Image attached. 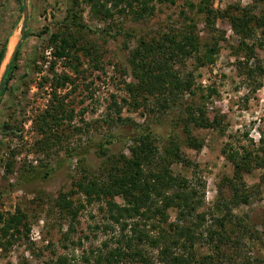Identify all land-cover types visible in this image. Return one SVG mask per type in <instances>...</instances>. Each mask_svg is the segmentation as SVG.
Segmentation results:
<instances>
[{
    "label": "rangeland",
    "instance_id": "obj_1",
    "mask_svg": "<svg viewBox=\"0 0 264 264\" xmlns=\"http://www.w3.org/2000/svg\"><path fill=\"white\" fill-rule=\"evenodd\" d=\"M191 1L193 6L187 5L186 0H152V11L142 19L134 18L132 13H114L107 20L94 16L90 6L82 1L79 10L84 23L120 33L111 38L87 29L74 31L78 44L73 52L67 58H57L52 55L48 39L52 33L63 30L68 0H26V35L14 61L16 67L7 74L8 83L0 90V213H12L19 208L26 214L30 230L27 236L23 233L21 238L12 240L11 245L7 238L1 240L6 247L0 244V264H45L51 257L65 253L79 259L83 251L100 246L112 235L102 228L106 213L101 204L93 202L84 203L73 221L70 239L82 237L81 245L62 240L69 223L54 202L61 191L75 188L73 184L82 176V166L89 177L104 176L101 166L105 156L96 154L95 142L104 140L100 137L116 135L117 130L152 128L159 134L155 141L159 148L172 133L183 153L197 164L198 175L205 181L202 209L219 198L228 201L231 191L223 186V177L231 176L233 169L222 148L236 136H240V143H245L244 133L256 142L263 128L264 4L260 0ZM199 4L225 13L250 11L255 30L247 39L249 46L240 45L241 37L234 32L227 16L211 19L198 10ZM22 17V0H0V49L4 43L7 49L12 41L0 74L20 37ZM190 32L198 39L199 50L179 60L176 67L184 78L191 79V92L179 95L168 110L160 107L157 96L142 95L144 98L140 97L135 105L127 87L139 81L134 62L140 57L133 58L134 62L131 59L137 49L144 51L141 42L166 40L174 34ZM65 75L69 79L63 84ZM56 79L61 81V87L51 100ZM57 101L63 102L65 116L73 117L43 121L46 110L55 112L53 104ZM188 104L204 107L209 119L216 116L221 121L218 129L190 126L192 134L203 142L198 151L185 143L182 118ZM111 120H116L117 125L111 127ZM80 144L87 149L81 161L63 158L67 148ZM129 144L123 140L108 144L107 154L128 155ZM172 168L175 172L184 171L180 164L175 163ZM46 171L49 173L44 175ZM35 172L44 178H33ZM244 180L252 193L251 201L232 208L234 218L228 224L231 238L222 245L225 256H220L216 264H264V168L253 169L244 175ZM73 197L84 199L76 194ZM115 199L118 203L123 201L120 196ZM173 217L171 212L170 220ZM237 219H241L244 229ZM114 229L117 231V226ZM64 243L68 248H64ZM77 263L82 264L81 259Z\"/></svg>",
    "mask_w": 264,
    "mask_h": 264
},
{
    "label": "trees",
    "instance_id": "obj_2",
    "mask_svg": "<svg viewBox=\"0 0 264 264\" xmlns=\"http://www.w3.org/2000/svg\"><path fill=\"white\" fill-rule=\"evenodd\" d=\"M84 1L90 6L93 15L103 20L110 19L114 13H132L134 18L142 19L148 15L153 5L152 0H68L65 10L64 26L62 31H57L49 36L48 42L52 55L57 58H67L73 52L78 40L74 37V31L83 29L108 35L115 38L120 31L92 27L82 21L80 3ZM174 2V0H167ZM264 4V0H260ZM205 2V1H203ZM187 5L193 6L191 0H186ZM206 3V2H205ZM137 7V8H135ZM198 10L213 19L216 16H227L234 32L240 37V45L248 47L247 39L253 36L255 28L251 25L254 15L241 9L239 13L220 12L207 5H198ZM262 21V20H261ZM263 22V21H262ZM259 23H257L258 25ZM174 34L168 39H151L149 43L142 41L144 51L137 49L131 59L138 68L136 84H128V91L133 95L136 105L142 95L157 96L160 107L168 110L177 102L179 95L190 93L192 82L184 78L177 70L179 60L196 53L199 50V42L192 32ZM26 35V33H25ZM6 43L0 49V64L4 58ZM88 51V49H87ZM18 50L8 67L3 85L8 83L7 74L16 67L14 61L18 59ZM178 56H181L179 59ZM69 79L64 77L63 84ZM50 94L51 100L57 97V88L61 87V81L56 79ZM62 101L53 104L54 111H45L43 121L57 122L66 115ZM52 109V110H54ZM58 112V113H56ZM185 116L182 118V128L185 132V143L188 147L200 150L203 142L195 137L190 126L199 128L218 129L221 121L214 116L209 119L204 107L186 105ZM47 117V118H46ZM110 120V117L107 118ZM117 120L122 119L117 117ZM106 121V119H105ZM116 121V120H115ZM111 120V126H116ZM263 128L259 132L258 141L254 142L247 133L242 136L245 143H240V136L233 137L234 141L226 142L222 148V154L232 165V175L224 176V185L230 188L231 194L228 201L219 198L207 209L205 205V181L198 175L197 164L185 155L172 133L161 148L156 144L159 134L152 128H136L116 132V135L107 136L104 140L95 142L96 154L103 158V175L100 177L87 175L88 171L82 166V176L74 181V187L69 191H61L55 198L54 207L64 220H68V226L63 233L62 240H70L73 245H81L82 237L76 240L70 239L74 232L73 221L76 220L78 209L83 204L99 202L101 210L106 213V223L102 228L106 232H112L100 246L83 251L80 258L73 254H59L48 259L45 264H118L119 262H136L137 264H216L220 256H225L222 245L230 240L228 224L233 221L232 208L239 204H248L252 193L247 189L244 175L257 167L264 168V121ZM110 126V124H109ZM44 131L42 124L39 126ZM46 132V131H45ZM129 141V154L120 153L117 157H109L108 144L116 141ZM84 151V152H83ZM84 147L76 145L67 148L63 158L66 160L77 159L85 156ZM180 164L184 169L175 172L173 164ZM190 176L187 175L188 170ZM49 171L44 172L47 175ZM40 172L32 174L33 178ZM222 187V186H221ZM221 187L219 189L221 190ZM83 196L75 199L73 195ZM120 196L121 203L116 201ZM171 212L174 217L170 220ZM239 226H245L241 219H237ZM0 244L6 245L1 240L7 238L8 245L12 240L27 236L30 225L27 216L19 208L12 213H0ZM117 226V231L115 228ZM97 229L100 225H95ZM101 229V228H100ZM22 230H24L22 232ZM116 231V232H115ZM85 238H88L85 236ZM64 248L68 245L64 243ZM204 247V249H203ZM206 247V248H205ZM54 253V252H53ZM88 253V255L86 254ZM90 254V255H89Z\"/></svg>",
    "mask_w": 264,
    "mask_h": 264
},
{
    "label": "water",
    "instance_id": "obj_3",
    "mask_svg": "<svg viewBox=\"0 0 264 264\" xmlns=\"http://www.w3.org/2000/svg\"><path fill=\"white\" fill-rule=\"evenodd\" d=\"M22 11H23V17H22L21 26H20V37L16 41V43H15V45L13 47L12 53L10 55V58L7 61V63L5 64V67H4L3 71H2V73L0 74V90H1V88L3 86V79L5 77L6 71H7L8 67L11 65L12 60H13L17 50L19 49L21 41H22L23 37L25 36V30H26L27 19H28V5H27L26 0H22ZM7 50H8V48L5 50L4 58H3V60H2V62L0 64V71H1L2 63H3V61H4L5 57H6Z\"/></svg>",
    "mask_w": 264,
    "mask_h": 264
},
{
    "label": "bare ground",
    "instance_id": "obj_4",
    "mask_svg": "<svg viewBox=\"0 0 264 264\" xmlns=\"http://www.w3.org/2000/svg\"><path fill=\"white\" fill-rule=\"evenodd\" d=\"M10 48L12 49V41L9 42L8 50H7L6 56L8 55V52H10ZM5 58H6V57H5Z\"/></svg>",
    "mask_w": 264,
    "mask_h": 264
}]
</instances>
